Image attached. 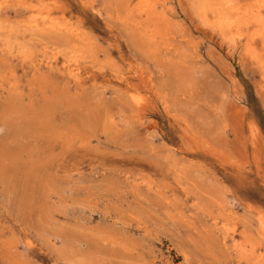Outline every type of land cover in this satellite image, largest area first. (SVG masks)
<instances>
[{"label": "rangeland", "instance_id": "obj_1", "mask_svg": "<svg viewBox=\"0 0 264 264\" xmlns=\"http://www.w3.org/2000/svg\"><path fill=\"white\" fill-rule=\"evenodd\" d=\"M0 264H264V0H0Z\"/></svg>", "mask_w": 264, "mask_h": 264}]
</instances>
